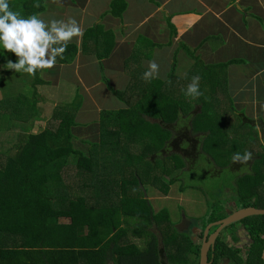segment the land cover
Here are the masks:
<instances>
[{
	"label": "trees",
	"instance_id": "1",
	"mask_svg": "<svg viewBox=\"0 0 264 264\" xmlns=\"http://www.w3.org/2000/svg\"><path fill=\"white\" fill-rule=\"evenodd\" d=\"M47 1L9 0V5L28 18L46 12ZM123 5V0H112L109 13L119 17ZM113 46L112 32L98 23L83 31L80 46L68 43L64 58L57 56L56 65L72 64L80 51L93 56L102 71L101 61L109 57ZM141 55L136 49L125 60L129 82L123 90H113L103 78L125 107L99 112V138L88 141L92 146L87 155L72 143L78 110L73 103L57 110L51 120L57 124H51L52 128L21 134L13 149L0 150V193L8 192L6 183L17 188L8 192L16 199L0 220V232L11 237V247L1 256L6 264H198L202 242L194 243L189 229L196 228V237L203 239L207 225L227 217L228 212L264 209V118H248L219 90L206 101L186 95L194 77H199L198 86L210 80L209 71L196 65L190 70L192 75L187 72L181 77L173 72L165 80H145ZM3 58L0 62L5 66ZM42 72L37 70L32 76L31 86H23L26 94L0 100L1 120L7 115L29 127L38 120L35 90L43 83ZM234 117L257 129L260 139L244 143L238 136L232 140L219 136V123ZM245 152H251L252 159L243 163ZM237 153L241 159L233 162ZM203 163L216 172L233 171L232 205L222 207L224 213L202 225L200 219H190L188 229L180 231L177 225L184 215L173 219L164 206L154 211L149 193L156 190L167 195L170 185L181 179L190 184L189 178ZM183 185L181 191L190 188ZM178 208L183 212L182 206ZM240 226L247 231L248 244L220 235L209 251V264H264V215L250 216ZM134 237L142 239V246Z\"/></svg>",
	"mask_w": 264,
	"mask_h": 264
},
{
	"label": "crops",
	"instance_id": "2",
	"mask_svg": "<svg viewBox=\"0 0 264 264\" xmlns=\"http://www.w3.org/2000/svg\"><path fill=\"white\" fill-rule=\"evenodd\" d=\"M111 1L69 0L63 4L60 0L62 10H58V15L62 13V17L58 19L65 21L63 15L73 7L79 13L75 20L83 31L100 23L112 32L113 49L109 57L101 61L102 72L112 76L116 87L108 84L112 89L123 90L127 86L129 77L124 72V62L138 49L143 54L142 68L147 71L149 61H155L161 80L173 72L184 77L195 65L201 71H209V79L213 80L215 74L220 85H215L214 90L226 94L234 106L242 103L235 106L236 110L244 111L247 117H256L247 114L249 110L255 114L264 106V0H123L119 17L109 13ZM73 40L80 46L81 38ZM79 60L86 64L82 63L87 69L83 76L89 75L92 64L98 63L93 56L79 51L72 64L58 65L54 71L62 77L66 74L62 69L77 66ZM105 87L106 101L117 104ZM90 88L92 91L93 87ZM83 117H87L86 123L91 126L85 134L96 135L99 115L98 118L92 114ZM3 125L1 120V133H4ZM5 185V191L17 189L14 184ZM8 192L0 193V209H4L0 220L4 214L8 215L7 208L14 205L16 199L14 193ZM10 238L8 233L0 232V264H6L1 256L11 247Z\"/></svg>",
	"mask_w": 264,
	"mask_h": 264
},
{
	"label": "rangeland",
	"instance_id": "3",
	"mask_svg": "<svg viewBox=\"0 0 264 264\" xmlns=\"http://www.w3.org/2000/svg\"><path fill=\"white\" fill-rule=\"evenodd\" d=\"M68 1L69 0H62L63 4L67 3ZM46 8V12L39 15L40 18L44 19L46 22L52 19L61 20V18L58 19V17H62V13L60 16L58 15V10H62V8H60V0H55V2H53V0H48L46 3ZM78 14L79 13H77V9L73 10L72 7V10H67L63 17L67 22L69 18L76 19V15ZM45 30L47 31L48 29ZM71 42H74V40L72 39ZM11 54V52H6L3 47H0V58L2 56L5 58V60L3 58V60L5 61V66L2 62H0V77L2 79H0V100L15 98L21 93L26 94V92L23 91V86H31L33 80V77L29 76L27 73L16 72L14 69L12 70V74L9 73L10 70L7 69L6 63L11 59ZM13 55L16 60L19 59V57H16L15 54ZM81 61L83 60H79L77 66L73 65L71 67L62 69L61 72L66 73L65 75L64 73H61L64 75L62 77L54 71V69L57 68L58 65H55L51 69L43 70V72L41 73V79L43 80V83L40 84L35 90L37 95L36 107L39 116L38 120L34 119L29 127L27 122L22 123L13 121L10 118L7 119V115H5L4 118L2 117V123L4 124V133L0 132V142L3 145L0 146V150L6 148L13 149V147L17 145L18 136H20L21 134H37L46 128H52L53 126L51 124H54V122L55 124H57V121L51 123L52 116L57 112V110L65 103L68 105H71V103H73L78 104V110L73 121L75 125L71 129L73 136L72 143L75 147V150L85 155L88 154V150L90 149V146H92V144H90L89 142H96L99 138V135L98 132H96V135L85 134V131L86 133H89L88 130L91 129V126L86 123L87 117H83V115L92 114L93 116L98 118V113L101 110H118L120 108H124L125 105H123L109 89L108 91L111 92L112 98H114V100H116L118 103L110 104L112 103L111 101L110 103L106 101L105 95L107 89L105 87L106 84L103 82V78H107L109 81L108 84L116 88L112 81V76H107L105 73H103L100 68L97 67L98 63L92 64V66L90 67V74L83 76V71L87 69L83 67V62ZM83 64L86 65L85 63ZM188 72L190 73V75H192L190 71ZM213 80L212 78L209 81L202 80L199 85V91L202 93V95L200 96L204 101L208 100L211 97V94L215 89V85H220V80L215 74L213 75ZM91 86L93 87L92 91L90 88ZM262 103L264 104V102ZM237 104L240 105L242 103L238 102ZM237 104L235 103V106H239ZM249 104L251 103H248V105ZM103 107L106 109H101ZM7 108L12 109L11 106H8ZM260 108L261 109L257 110L255 114L250 112L251 110H249L247 115H254L256 117L248 118L254 120L260 117L264 118V108ZM94 111H96L95 114L91 113ZM197 113L201 114L203 112L201 111ZM195 116L196 115H194V117ZM194 117H192L191 121L195 119ZM223 122V125L219 123V131H216L219 136L226 137L229 140H232L234 137L238 136L243 140L244 143L250 142L248 141L249 139H260V134L257 132V129L252 128V126L248 124H246L245 126L244 123L237 117L228 119L227 122L223 120ZM233 144L235 145V143ZM228 146L231 147V143H228ZM263 150L264 149H262V151ZM257 151H259V149H257ZM232 173L233 171L229 168L216 172L215 169H211V165L209 163H203V166L200 165L198 171H196L192 175V177L189 178L190 184H188L189 181L187 182V180L181 179L176 183L170 185L167 195H163V193L155 190L151 191V194L149 193V199L153 204L154 211H158L161 207L164 206L169 209L168 211L171 218L173 217V219H179L180 216L184 215V217L188 220L200 219L199 225H202L204 222L208 221L211 216L217 214L216 216H214L217 217L224 213L222 211V207H226V205H232L231 192L234 189L233 187L236 181ZM208 174H211V177H209L208 181L206 182ZM183 184L185 186L187 184L190 185V188L185 187V189L181 191L179 188H181ZM218 203H221L220 207L214 208L213 206ZM178 205L182 206L183 212H179L180 210L178 208ZM234 209L235 208L232 207V210ZM234 226L236 228L233 227L231 229V227L228 226L226 231H223L224 233L222 232L224 234L223 238L225 240L227 239L228 241L235 239L236 241L247 245L249 237L245 228L243 226H240V222L235 223ZM189 230L193 229L191 228ZM151 231L154 233L153 229ZM195 233L196 230L194 232H191L189 236L193 238L194 243L199 244L203 239L200 237H196ZM133 239H135L136 243L139 246H142V239L135 237ZM238 242H236V245H239Z\"/></svg>",
	"mask_w": 264,
	"mask_h": 264
},
{
	"label": "clouds",
	"instance_id": "4",
	"mask_svg": "<svg viewBox=\"0 0 264 264\" xmlns=\"http://www.w3.org/2000/svg\"><path fill=\"white\" fill-rule=\"evenodd\" d=\"M34 6L40 7V4L35 3ZM82 35L83 30L74 18H69L67 22L56 19L46 22L37 14L24 18L19 11L11 10L9 0H0V44L6 52L19 57L16 63L11 60L6 63L9 70L14 69L16 72H24L34 77L37 70L51 69L56 65L57 56L64 58L63 53L68 43L74 37L79 39ZM158 73L159 65L155 61H149L148 70L144 72L143 78L145 80L158 78ZM198 81L199 77L193 78L187 87L186 95L192 97L202 95ZM232 159L233 162L240 160V154H235ZM251 159V152H245L242 162L246 163Z\"/></svg>",
	"mask_w": 264,
	"mask_h": 264
},
{
	"label": "water",
	"instance_id": "5",
	"mask_svg": "<svg viewBox=\"0 0 264 264\" xmlns=\"http://www.w3.org/2000/svg\"><path fill=\"white\" fill-rule=\"evenodd\" d=\"M264 215V209L257 207H247L235 210L234 212H228V216L211 223L207 226L203 236V243L199 251V263L198 264H209V251L214 248L216 241L222 231H224L228 226L238 223L250 216ZM190 226V221L185 217H182L181 222L177 225L180 231L188 229ZM217 227L216 231L210 233L211 228ZM191 232H194L196 228H192Z\"/></svg>",
	"mask_w": 264,
	"mask_h": 264
}]
</instances>
